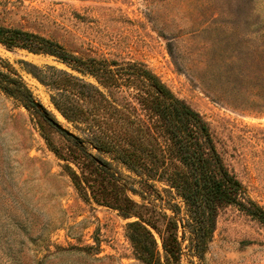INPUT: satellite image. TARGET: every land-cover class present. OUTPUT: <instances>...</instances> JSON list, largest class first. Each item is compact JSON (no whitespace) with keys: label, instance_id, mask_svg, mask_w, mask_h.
<instances>
[{"label":"rangeland","instance_id":"374dc122","mask_svg":"<svg viewBox=\"0 0 264 264\" xmlns=\"http://www.w3.org/2000/svg\"><path fill=\"white\" fill-rule=\"evenodd\" d=\"M0 25L84 58L145 63L201 113L264 210V0H0ZM31 54L0 44V58L57 123L0 91V264H143L126 232L135 218L87 202L74 187L65 164L77 169L78 143L58 125L83 134L20 61L68 67ZM204 264H264V222L235 205L222 208Z\"/></svg>","mask_w":264,"mask_h":264},{"label":"trees","instance_id":"16d2710c","mask_svg":"<svg viewBox=\"0 0 264 264\" xmlns=\"http://www.w3.org/2000/svg\"><path fill=\"white\" fill-rule=\"evenodd\" d=\"M0 44L52 56L68 67L20 61L83 134L72 137L78 143L77 169L65 164L74 187L87 202L135 218L126 232L143 264H183L186 253L189 264H204L226 206L264 222V210L226 164L208 122L145 63L84 58L51 38L4 25ZM0 91L57 123L2 58Z\"/></svg>","mask_w":264,"mask_h":264},{"label":"water","instance_id":"95a60500","mask_svg":"<svg viewBox=\"0 0 264 264\" xmlns=\"http://www.w3.org/2000/svg\"><path fill=\"white\" fill-rule=\"evenodd\" d=\"M58 127H59L64 133H66L68 136H71V137H74V136H75V134H73L72 132H70V131H68V130H66V129H64V128H62L60 125H58Z\"/></svg>","mask_w":264,"mask_h":264},{"label":"bare ground","instance_id":"6f19581e","mask_svg":"<svg viewBox=\"0 0 264 264\" xmlns=\"http://www.w3.org/2000/svg\"><path fill=\"white\" fill-rule=\"evenodd\" d=\"M32 55V54H31ZM33 57L37 58L38 56L32 55Z\"/></svg>","mask_w":264,"mask_h":264}]
</instances>
